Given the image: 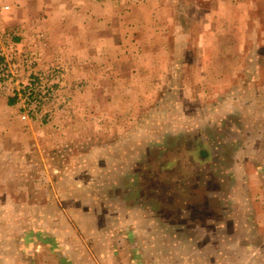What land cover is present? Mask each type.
<instances>
[{
	"label": "rangeland",
	"instance_id": "374dc122",
	"mask_svg": "<svg viewBox=\"0 0 264 264\" xmlns=\"http://www.w3.org/2000/svg\"><path fill=\"white\" fill-rule=\"evenodd\" d=\"M108 1L174 4L183 28L155 61L81 74L41 63V32L19 46L3 23L25 13L0 0V46L41 76L0 90V264H264V0L243 47L225 26L202 44L208 0Z\"/></svg>",
	"mask_w": 264,
	"mask_h": 264
},
{
	"label": "crops",
	"instance_id": "0c3cea01",
	"mask_svg": "<svg viewBox=\"0 0 264 264\" xmlns=\"http://www.w3.org/2000/svg\"><path fill=\"white\" fill-rule=\"evenodd\" d=\"M11 1L12 3H7L5 0L2 7L4 11L17 6L18 11L25 14L10 16L3 24L7 30L14 25L15 39L19 46H31L41 32L47 38L42 48L44 50L39 52L41 63L50 64L59 59L65 64L79 63L81 74L86 71L84 64L92 65V62L106 65V61L113 59L155 61L167 52L168 39L161 37L159 33L165 31L170 22H174L177 28H183L173 15L174 4H164L161 1L129 8L108 0ZM15 1L17 3L14 4ZM208 1L209 7L203 18L207 29L202 44L232 43L230 37L224 39L225 35L221 34L220 29L225 26L239 31L240 37H243L238 40L243 47L249 13L258 9L259 1ZM30 23L37 25L36 28ZM31 30L38 31V34L31 32L29 36ZM35 43L38 45L41 42ZM62 259L66 264V256Z\"/></svg>",
	"mask_w": 264,
	"mask_h": 264
},
{
	"label": "built area",
	"instance_id": "2783aa9c",
	"mask_svg": "<svg viewBox=\"0 0 264 264\" xmlns=\"http://www.w3.org/2000/svg\"><path fill=\"white\" fill-rule=\"evenodd\" d=\"M135 3H143L147 0H131ZM17 45L15 41L8 43V48L12 54L9 56L5 53L3 47L0 46V90H12L14 92H20L22 90H28L31 93L33 85L37 84L41 76L36 74L32 69L37 64L38 58L34 54H22L21 59L17 60L16 54ZM21 65H25L29 71V84H23L18 79L16 74ZM8 84H14V87L7 86ZM33 84V85H32Z\"/></svg>",
	"mask_w": 264,
	"mask_h": 264
},
{
	"label": "trees",
	"instance_id": "16d2710c",
	"mask_svg": "<svg viewBox=\"0 0 264 264\" xmlns=\"http://www.w3.org/2000/svg\"><path fill=\"white\" fill-rule=\"evenodd\" d=\"M14 40H16V39H15V37H14ZM9 100H10L9 102H10L11 104H12V103H13V101H14V99H13V98H12V99H9Z\"/></svg>",
	"mask_w": 264,
	"mask_h": 264
}]
</instances>
